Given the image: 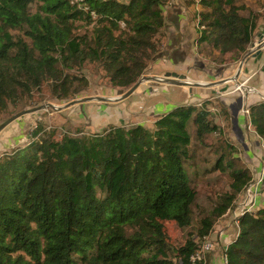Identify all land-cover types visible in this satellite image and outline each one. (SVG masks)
<instances>
[{
    "label": "trees",
    "instance_id": "1",
    "mask_svg": "<svg viewBox=\"0 0 264 264\" xmlns=\"http://www.w3.org/2000/svg\"><path fill=\"white\" fill-rule=\"evenodd\" d=\"M169 1L0 0V112L46 81L67 96L66 70L75 64L97 63L113 86L129 90L161 49ZM199 4L197 44L247 53L254 14L242 16L237 0ZM77 22L91 29L77 32ZM248 112L264 141V100ZM211 116L207 105L182 104L151 128L110 125L60 139L35 130L28 145L0 156V264H193L216 220L253 180L249 168L236 167V149ZM213 135L221 141L211 146L217 159L207 166L203 148ZM216 170L229 173L230 191L217 198L196 233L173 248L166 222L193 227L196 183ZM238 221L240 232L224 250L228 264H264V208Z\"/></svg>",
    "mask_w": 264,
    "mask_h": 264
},
{
    "label": "rangeland",
    "instance_id": "2",
    "mask_svg": "<svg viewBox=\"0 0 264 264\" xmlns=\"http://www.w3.org/2000/svg\"><path fill=\"white\" fill-rule=\"evenodd\" d=\"M128 2L129 0H120ZM200 0H170L163 8L166 25L158 40L161 49L149 62L144 77H164L169 69L159 64V55L167 49L169 43L176 38L181 46L176 50L181 57L188 56L190 64L180 69L186 73L192 83L213 84L235 78L240 63L247 59L238 82H228L214 87H184L167 85L146 79L140 88L127 100L120 103L88 102L68 109H62L72 101L84 98L114 99L121 97L128 89L115 87L106 72L97 63L87 62L75 64L68 71L70 87L67 96L54 92L51 81L44 82L31 95L19 94L16 102H7V107L0 112V126L8 119L30 110L0 133V156L19 147H25L32 140V134L38 128L43 132L54 133L60 139L64 133L76 135L77 129L85 132H98L110 125L127 127L144 125L151 128L160 113L189 102L207 105L212 113L211 120L223 130L226 138L236 149L232 154L238 168L251 170L252 182L239 196L234 208L224 217L216 220L209 239L216 246L215 260L222 264L224 248L231 243L240 232L238 219L246 213H255L264 208V141L255 133L250 125L248 107L264 100V0H237L242 7L241 15L248 17L251 13L257 18V29L245 54L221 52L211 44L198 45ZM32 13L38 11V5L31 8ZM76 31L84 33L91 29L82 22L75 24ZM261 49V53L253 55ZM178 54V56H179ZM180 60V59H179ZM245 84V88H240ZM174 105V106H173ZM173 106V107H172ZM239 115L240 129H234L233 114ZM221 137L213 135L208 139V148H203L207 159L204 164L213 166L217 156L211 146L218 147ZM216 144V145H215ZM229 173L221 170L211 171L204 181H197L199 190L197 206L194 208L193 227L181 229L175 222H166V232L173 248L183 246L196 233L201 219L208 216L217 198L230 191ZM252 199V200H251ZM197 241H199L194 236ZM212 264V262H211Z\"/></svg>",
    "mask_w": 264,
    "mask_h": 264
},
{
    "label": "water",
    "instance_id": "3",
    "mask_svg": "<svg viewBox=\"0 0 264 264\" xmlns=\"http://www.w3.org/2000/svg\"><path fill=\"white\" fill-rule=\"evenodd\" d=\"M264 46V40L262 37V41L259 43V47H263ZM261 53V49L257 52V54L253 55L254 57L258 56ZM250 57V55H247L243 61L240 63L238 72L235 76V78H232L230 80H226L224 82H220V83H213V84H201V83H192L188 80V76L185 74H179L177 72H167L165 73L164 77H142L133 87H131L129 90H127L121 97L118 98H114V99H104V98H98V97H92V98H84V99H80V100H75L70 102L69 104H67L64 108L62 109H68L71 107H74L76 105L79 104H84V103H88V102H94V101H98V102H104V103H120L123 102L125 100H127L128 98H130L139 88L140 86L143 84V82L146 79H150L153 82H157V83H162V84H167V85H176V86H184V87H200V86H204V87H214V86H219L221 84L224 83H228V82H238V78L241 74V71L247 61V59ZM240 88H245V84H240L239 86ZM35 110H30L28 112L32 113ZM23 112L20 113L10 119H8L6 122H4L1 126H0V133L7 128L9 125H11L12 123H14L15 121L19 120L21 117H23L24 115H26L28 113ZM234 116H237L235 113L233 114ZM234 125L235 127L237 126V121L234 120Z\"/></svg>",
    "mask_w": 264,
    "mask_h": 264
},
{
    "label": "crops",
    "instance_id": "4",
    "mask_svg": "<svg viewBox=\"0 0 264 264\" xmlns=\"http://www.w3.org/2000/svg\"><path fill=\"white\" fill-rule=\"evenodd\" d=\"M181 46V40H176V38H174L170 43H169V45H168V42H167V47H166V51L165 52H163V53H161L160 55H159V58H158V60H159V64L160 65H163V67L165 68V69H169L170 68V70H169V72H177V73H179V74H186V73H182L181 71H180V69H182L183 67H185V65L186 64H190V60H189V58H187L188 56H183V57H181V54H179V53H177L178 51H176L179 47ZM178 54H179V56H178ZM180 59V60H179ZM188 104H192V103H188ZM169 106V105H168ZM167 106V108L165 109V111H163V112H161L160 113V116L162 115V114H164V113H166V111H167V109L168 108H171V107H168ZM174 106V105H173ZM172 106V107H173ZM174 108V107H173ZM170 111V110H169ZM160 116H157L156 117V119L158 118V117H160ZM233 117H234V119H233V121L234 120H236L237 121V126L234 128V129H240V120H239V115H237V116H234L233 115ZM155 119V120H156ZM229 245V244H228ZM227 245V246H228ZM227 246L224 248V250L227 248ZM224 250L222 251V253H224ZM216 254V252H214L213 253V255H212V264H217L216 263V260H215V255Z\"/></svg>",
    "mask_w": 264,
    "mask_h": 264
},
{
    "label": "built area",
    "instance_id": "5",
    "mask_svg": "<svg viewBox=\"0 0 264 264\" xmlns=\"http://www.w3.org/2000/svg\"><path fill=\"white\" fill-rule=\"evenodd\" d=\"M72 4L81 6L86 0H70ZM105 1V0H100ZM95 16V14H93ZM124 26V24H122ZM252 200V199H251ZM214 243L207 237L199 246V248L192 254L191 261L193 264H211L212 255L215 252ZM222 264H228V259L223 253Z\"/></svg>",
    "mask_w": 264,
    "mask_h": 264
}]
</instances>
